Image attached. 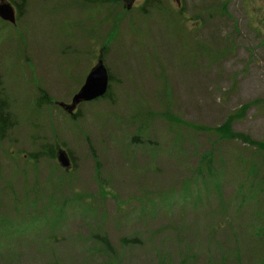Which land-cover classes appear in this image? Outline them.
Returning <instances> with one entry per match:
<instances>
[{
  "label": "rangeland",
  "instance_id": "obj_1",
  "mask_svg": "<svg viewBox=\"0 0 264 264\" xmlns=\"http://www.w3.org/2000/svg\"><path fill=\"white\" fill-rule=\"evenodd\" d=\"M2 1L0 264H264V0Z\"/></svg>",
  "mask_w": 264,
  "mask_h": 264
},
{
  "label": "water",
  "instance_id": "obj_2",
  "mask_svg": "<svg viewBox=\"0 0 264 264\" xmlns=\"http://www.w3.org/2000/svg\"><path fill=\"white\" fill-rule=\"evenodd\" d=\"M0 16L2 19L15 22L16 14L14 7L8 2L0 3ZM109 87V73L100 60L98 64L88 74L84 85L79 92L73 97L71 104H62L66 110L73 112L76 106L82 101H91L104 96ZM58 160L62 166L68 168L71 165L70 159L66 151H61Z\"/></svg>",
  "mask_w": 264,
  "mask_h": 264
},
{
  "label": "trees",
  "instance_id": "obj_3",
  "mask_svg": "<svg viewBox=\"0 0 264 264\" xmlns=\"http://www.w3.org/2000/svg\"><path fill=\"white\" fill-rule=\"evenodd\" d=\"M20 13H21V11H20ZM43 97L45 98V96H43ZM0 107H1V104H0ZM232 120H233V118L228 119V121L225 123L224 126L222 125V126L216 128V129L224 130V134L220 137H217V142H221V141L230 139L227 131H228V128H229ZM10 125L11 124L9 123L8 117L6 115H3L2 110L0 109V140H1V137L3 136V134L5 133V131L8 130ZM250 141H252V140H250ZM49 155H52V150H49ZM53 157H54V155H53Z\"/></svg>",
  "mask_w": 264,
  "mask_h": 264
}]
</instances>
